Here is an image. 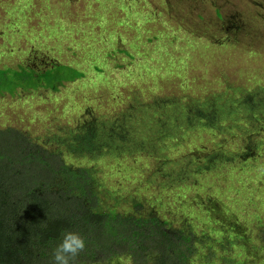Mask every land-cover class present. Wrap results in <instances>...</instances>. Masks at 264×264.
Here are the masks:
<instances>
[{"label":"rangeland","instance_id":"rangeland-1","mask_svg":"<svg viewBox=\"0 0 264 264\" xmlns=\"http://www.w3.org/2000/svg\"><path fill=\"white\" fill-rule=\"evenodd\" d=\"M52 63L74 67L84 77L66 82L57 92L41 88L0 96V130L30 132L43 143L62 126L88 121V110L119 111L136 95L147 101L164 93L198 98L223 90L224 79L245 87L263 83L264 0H0V66ZM240 125L221 129L223 133L217 129L192 135L169 151L168 160L160 161L164 153L155 150L125 155L108 166L109 174L98 164V176L108 186L122 188L123 195L127 188L143 194L148 213L175 228L207 235L220 231L224 240L226 222L211 224L220 216L198 215L184 207L187 190L194 194L196 187L205 195L201 197H215L230 210L227 215L236 221L233 238H244L264 217V120ZM217 151L218 158L222 153L230 158L220 169L227 177L240 178L243 162L252 166L237 185H256L259 194L231 205L213 190L209 175L180 180L159 168L170 163L169 157ZM152 173L159 177L152 179ZM216 187L226 190L219 181ZM193 204L214 210L209 202ZM244 254L233 256L238 264H258L249 251Z\"/></svg>","mask_w":264,"mask_h":264},{"label":"trees","instance_id":"trees-1","mask_svg":"<svg viewBox=\"0 0 264 264\" xmlns=\"http://www.w3.org/2000/svg\"><path fill=\"white\" fill-rule=\"evenodd\" d=\"M83 77V72L66 64L0 66V96L41 88L57 92L66 82ZM222 82L223 90L198 98L164 93L147 101L136 95L119 111L94 114L88 110V121L62 126L43 143L30 132L0 130V264H51L52 251L65 231L85 239L86 247L75 264L124 260L131 264H238L233 256L245 251L255 257L254 262L264 264V217L247 236L233 238V214L228 216L230 210L220 206L217 198L201 197L205 195L195 187L194 194L187 190L184 207L198 215L220 216L211 224L226 222L228 237L222 240L221 232L214 230L208 235L194 229L184 232L150 215L146 197L137 190L127 188L123 195L122 188L116 190L98 176V164H104L109 174L108 166L117 165L125 155H151L155 150L164 153L160 161L168 160L169 151L192 135L217 129L223 133L221 129L264 120V82L247 87L227 79ZM220 152L169 157L170 163L159 168L180 180L209 175L213 190L231 205L247 200L248 194H259L256 185L247 189L237 185L252 166L243 162L240 178L227 177L220 169L230 158L226 153L218 158ZM216 162L221 163L217 168ZM218 181L226 190L216 187ZM193 201L209 202L214 210L202 209Z\"/></svg>","mask_w":264,"mask_h":264},{"label":"clouds","instance_id":"clouds-1","mask_svg":"<svg viewBox=\"0 0 264 264\" xmlns=\"http://www.w3.org/2000/svg\"><path fill=\"white\" fill-rule=\"evenodd\" d=\"M85 247V239L79 233L65 231L60 243L52 251L51 264H75Z\"/></svg>","mask_w":264,"mask_h":264}]
</instances>
